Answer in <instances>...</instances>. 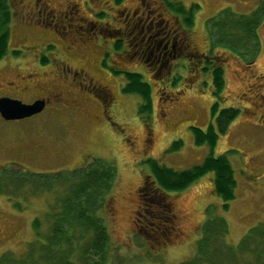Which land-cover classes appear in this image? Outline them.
<instances>
[{"label":"rangeland","instance_id":"374dc122","mask_svg":"<svg viewBox=\"0 0 264 264\" xmlns=\"http://www.w3.org/2000/svg\"><path fill=\"white\" fill-rule=\"evenodd\" d=\"M170 1L180 2L185 9L191 4L198 5L192 27L186 31L187 37L199 54L223 56L225 62H219L224 70L223 92L215 97L210 74L203 70L192 71L187 61L166 74L168 81L161 85L157 72L149 76L148 67H135L125 53L122 60L119 57L116 60L124 69L122 71H140L138 73L149 84L151 111L140 114L141 98L124 92L126 76L118 75L111 81L115 103L110 108V115L114 124H107L96 103L84 95L83 98L79 96L76 85H69L67 72L60 67L85 68L99 81L95 61L101 55V47L113 39L107 33L95 36V33L90 35L77 27L83 22H94L95 26L105 23L108 28H117L125 15L124 9L134 8L137 0H126L119 5L112 0H50L55 19L49 17L50 13L36 14L33 0H8L12 19L8 51L3 62L0 61V94L5 91V81L10 80H16L21 87L27 86L29 80L32 83L38 80L40 87L24 93L9 91L13 99L23 103L34 96L47 95L45 88L54 86L56 93L37 116L13 122L0 118V177L15 178L8 182L5 191L0 189V257L6 254L11 259H18L26 254L28 244L35 238L34 219L38 220L43 242L50 225L46 211L52 206L51 198L56 197L54 192L44 189L32 193L23 186L12 198L6 195L19 185L17 179L23 168L31 173L65 175L73 168L91 163L89 158L108 161L116 169L109 214L100 211L97 216L108 229L112 248H119L120 255L128 260L124 264H223L225 260H235L228 256L227 244L237 247L251 228L264 221V0ZM71 3L76 6L70 11L77 9L76 13L63 14L66 5L73 6ZM162 8L163 18L169 19L172 11ZM220 12L223 17L231 14L228 23L221 26L219 22L211 27V19H219L217 14ZM256 12L259 13L253 15ZM248 15L253 19L258 15L260 25L253 32L248 22L246 34L241 17ZM225 26L234 27L239 42L230 35L227 43L222 39V43L217 42L212 48L208 38L210 31L218 33ZM231 39L234 41L228 45ZM50 41L58 48L44 45ZM71 43L78 44V50L84 53L68 54L67 47ZM235 43L238 51L231 47ZM130 52L132 49L128 51L129 56ZM41 58L49 62L38 68L35 61L39 59L41 64ZM17 61H20L19 65L14 64ZM28 73L35 75L28 77ZM196 73L199 77H195ZM104 81L106 79L102 78L101 82ZM257 87L260 90H256ZM74 97L80 102L71 105ZM214 102L218 103L217 109L234 107L240 110L212 151L214 156L226 154L234 169L235 199L224 212L222 201L214 193L213 174L208 172L184 190L163 195L162 200L168 206L169 225L166 223L163 232L153 233L156 238L149 237L147 231L150 228L144 227L148 212L140 205V194H147L149 187L155 185H148L153 179L145 176L150 171L143 162L152 158L175 170L200 164L209 154V148L195 144L190 126L205 130L210 122L214 123L210 110ZM74 106L78 108L74 109ZM83 107L89 111L83 112ZM174 141L180 142L179 148L171 151L169 147ZM36 182L35 186L39 181ZM61 182L62 178L57 184ZM15 203H19L20 209ZM216 216L223 217L227 223L224 236L216 228V222L206 226ZM247 243L261 252V239L256 241L253 236ZM47 257L48 253H44L45 262Z\"/></svg>","mask_w":264,"mask_h":264},{"label":"trees","instance_id":"16d2710c","mask_svg":"<svg viewBox=\"0 0 264 264\" xmlns=\"http://www.w3.org/2000/svg\"><path fill=\"white\" fill-rule=\"evenodd\" d=\"M163 1L168 9L182 16V21L186 26H192L194 12L199 8L197 4H191L188 9H185L180 2ZM258 13L256 12L253 15ZM217 17L220 18L215 21L211 19V27L218 25L219 22L221 26L225 25L228 23V17H231V14L223 17L222 12H220ZM11 19L12 10L10 3L8 0H0V60L8 51ZM248 22H250V31L256 32L260 25L259 16L257 15L256 19H253L252 15L241 17L242 29L246 31V34L248 33ZM230 35L233 36L236 43L239 42V35L235 32L234 27H222L218 33L210 31V37L208 36V38L212 43L211 47L214 48L219 42L222 43V39L227 43ZM211 37L215 39V42H213ZM233 39L229 41L228 45H230V42L233 43ZM236 43L231 47L238 51ZM16 53L18 52H13V54ZM204 71L212 77L213 95L219 97L224 90L223 68L219 64L213 63L211 65L208 63ZM125 76L127 82L123 91L136 94L141 98L140 114L151 111L149 84L144 81L139 73H126ZM217 105L218 103L214 102L210 109L212 110L211 114L214 123L210 122L205 130H200L197 127L191 128L195 144L206 145L209 148V154L205 156L200 164L185 170H175L159 164L152 158L144 160L143 164L150 171L145 176L153 179L148 182V185L151 183L155 185V189L153 187L150 189L149 187L147 194H140V205L148 212L146 223L144 224L147 227H144L146 230L150 228L147 231L149 237L156 238L153 233H161L165 230L166 223L169 225L167 222L169 220L168 206L162 200L163 195L167 192L184 190L208 172L213 174L214 193L222 201V210L224 212L235 199L237 181L234 169L226 154L214 156L212 151L217 145L219 137L226 133L229 124L236 119L240 110L234 107L217 109ZM179 144V141H174L169 149L171 151L177 150ZM61 178L63 182L58 185L57 182ZM14 179L12 176L0 177V189L2 192L5 191V187L6 189L8 188V182ZM115 180L116 169L114 165L97 158H92L91 163L73 168V170L66 172L65 175L39 174L22 170L20 177L17 179L19 185H17L15 191H7L6 195L12 198L13 194H19L23 186L32 193L40 192L44 189L54 192L56 197L53 196L51 198L50 204L52 206L50 205L49 210L46 211L50 225L46 233V239L43 238V242L38 228V220L34 219L32 227L35 238L30 245L28 244L26 254L18 259H11L5 254V256L0 257V264H45L46 262L48 264H124L125 261L128 262L126 258L120 255L119 248H112L108 229L97 216L100 211L108 216L109 207L112 204V191ZM36 181H39L37 186H35L37 184ZM15 206L20 209L19 203H15ZM159 216L161 221L157 219ZM211 220L212 222L209 223L210 221H208L206 226L216 222L214 224L221 231V236L226 235L227 223L225 219L221 216H216ZM141 225L139 226L140 230H142ZM253 231L255 233H252ZM253 236H256V241L262 240L261 252L249 247L247 239ZM201 240L197 244L198 249ZM31 250H33V253L30 252ZM37 251L39 254H36ZM226 252L229 254L228 256L235 260H225L223 264H264V221L258 226L251 228L237 247L227 244ZM44 253H48L46 262L43 259ZM13 259L15 261L11 263Z\"/></svg>","mask_w":264,"mask_h":264},{"label":"flooded vegetation","instance_id":"af4514ba","mask_svg":"<svg viewBox=\"0 0 264 264\" xmlns=\"http://www.w3.org/2000/svg\"><path fill=\"white\" fill-rule=\"evenodd\" d=\"M126 0H112L115 5H119ZM34 9H36V14L41 16V14L50 13V18L55 19V15L53 14V10L50 8V0H33ZM72 4V3H71ZM66 5L63 14H72L76 13L77 9L73 12L70 11L72 7H75L76 4ZM164 6L165 9L169 10L165 6V2L163 0H137V4L132 9H124L125 15L120 20V25L117 28H108V25L103 23L102 26H95L94 22L88 24L87 22H83L80 26L77 27V30H84L86 33L94 34L97 36L99 34L107 33L109 38L113 39L110 44L103 45L101 47L102 52L100 57L95 61V69H97L99 73V81L90 75L85 68L78 67V69L69 68L68 66H61V70L63 72H67V75L70 79L69 85H76V90L78 95L84 98L92 100L96 103L97 107L100 109L101 115L106 119L105 122L107 124H114V121L111 119L110 108L115 103L114 90L111 86V81L116 79L119 75H126V73H138L140 71L130 70V71H122L119 66V62H117L116 57H119L122 60V55L126 53L128 56V61L131 62L135 67L143 68L148 67L147 72L149 76H154L157 72L159 75L158 82L163 85L166 81H168V74L171 73L172 70L175 71V68L181 64L182 62H189V67L191 70L196 72L199 70H203L208 66V63L213 65L225 62L223 56H212L204 53H198L195 51L191 42L187 37V32L190 31L183 21L182 16L180 14L171 12V16L169 19H165L164 17ZM49 11V12H48ZM104 16V13L101 12ZM120 16L123 14L118 12ZM100 14L97 13V16ZM101 18V17H100ZM66 20V16L61 24L63 27L64 21ZM82 20V19H81ZM53 21V20H52ZM181 24V25H180ZM57 29V28H56ZM63 29V28H61ZM76 30V31H77ZM57 33V32H56ZM115 34V35H114ZM58 36V34H56ZM91 40V39H90ZM106 41V40H105ZM45 46L50 48L57 47L56 44H53L51 41L44 43ZM75 46L74 50L72 47ZM80 46L75 43H71L69 47H67L68 54L71 53H79L83 54V50H78ZM71 49V50H69ZM129 49H132V53L130 56L128 55ZM55 53V52H54ZM87 53V51H86ZM75 57V56H73ZM115 57V58H114ZM222 57V58H221ZM3 59V58H2ZM1 59V60H2ZM220 59V60H219ZM0 60V61H1ZM136 60V61H135ZM224 60V61H223ZM62 61V60H60ZM3 62V60L1 61ZM35 61V66L38 68H42L44 64H47L48 59L41 58ZM16 65L20 64V61L14 63ZM221 67L222 64H219ZM46 66V65H44ZM151 72V73H150ZM140 74V73H139ZM167 74V75H166ZM21 75V74H19ZM18 75V76H19ZM35 74L28 73L27 76H34ZM166 75V76H165ZM198 73H196V76ZM25 76H22L24 78ZM123 77V76H122ZM171 77V76H170ZM199 77V76H198ZM106 79V81L101 82V79ZM30 83L27 86H19L16 84V80L5 81L4 89L5 91L0 94L1 97L12 98L9 95V91L22 92L25 90L29 91L35 87H40V84L34 81L33 83L29 80ZM76 83V84H75ZM19 86V89H18ZM123 88V86H122ZM120 88V89H122ZM54 86L50 88H45L44 92L47 94L38 98L39 96H34L33 99H30L29 102H25V104H31L36 100H44L45 106L41 112L46 109V107L51 103L52 98L54 97ZM118 89V87H117ZM256 90H260V87H257ZM58 94V93H57ZM83 98V97H82ZM15 99V98H14ZM91 101V102H92ZM80 102L76 97L71 101V105ZM23 103V102H22ZM213 103V102H212ZM78 107L74 106V109ZM83 112H88L89 110L83 107ZM81 111V112H82ZM41 112L39 114H41ZM37 114V115H39ZM37 115H33L37 116ZM94 117V116H93ZM0 118L4 120L1 116ZM31 118V117H29ZM26 118V119H29ZM23 119V120H26ZM18 120V121H23ZM13 122V121H12ZM196 127V126H190ZM198 128V127H197ZM21 167L19 164L17 165ZM24 171V168H23ZM26 171V170H25Z\"/></svg>","mask_w":264,"mask_h":264},{"label":"water","instance_id":"95a60500","mask_svg":"<svg viewBox=\"0 0 264 264\" xmlns=\"http://www.w3.org/2000/svg\"><path fill=\"white\" fill-rule=\"evenodd\" d=\"M44 106V100H36L31 104H25L18 99L1 97L0 116L5 121L22 120L40 113Z\"/></svg>","mask_w":264,"mask_h":264}]
</instances>
